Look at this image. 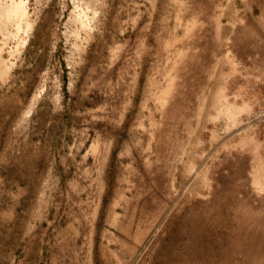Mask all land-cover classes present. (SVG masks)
I'll return each mask as SVG.
<instances>
[{"label": "rangeland", "instance_id": "rangeland-1", "mask_svg": "<svg viewBox=\"0 0 264 264\" xmlns=\"http://www.w3.org/2000/svg\"><path fill=\"white\" fill-rule=\"evenodd\" d=\"M263 108L264 0H0V264H236Z\"/></svg>", "mask_w": 264, "mask_h": 264}, {"label": "bare ground", "instance_id": "bare-ground-1", "mask_svg": "<svg viewBox=\"0 0 264 264\" xmlns=\"http://www.w3.org/2000/svg\"><path fill=\"white\" fill-rule=\"evenodd\" d=\"M261 114L263 118L262 121L260 120V131L261 140L264 143V108ZM232 211L236 216L229 220L228 218H208L207 221L211 228L229 232L225 243L237 256L236 264H264V215L257 214L244 201L234 202Z\"/></svg>", "mask_w": 264, "mask_h": 264}]
</instances>
